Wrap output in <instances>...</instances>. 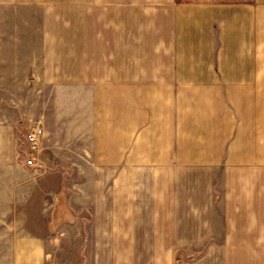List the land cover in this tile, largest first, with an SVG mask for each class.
Masks as SVG:
<instances>
[{"label":"crops","instance_id":"0c3cea01","mask_svg":"<svg viewBox=\"0 0 264 264\" xmlns=\"http://www.w3.org/2000/svg\"><path fill=\"white\" fill-rule=\"evenodd\" d=\"M34 125L47 171L101 172L107 264H264V0H0V264L48 260Z\"/></svg>","mask_w":264,"mask_h":264},{"label":"rangeland","instance_id":"374dc122","mask_svg":"<svg viewBox=\"0 0 264 264\" xmlns=\"http://www.w3.org/2000/svg\"><path fill=\"white\" fill-rule=\"evenodd\" d=\"M42 152L36 158V166L28 167L32 176L27 202L16 205V213L22 212L24 216L20 220L22 225L33 236L46 240V264H107V252L94 251L92 240L95 216L99 214L97 220L100 221V215L106 213L101 208L104 204L92 202L94 194L101 190L94 187L95 177L101 172L66 169L47 171L43 164L47 157L42 156ZM56 160L68 166L70 160L66 148L61 149ZM56 216L64 220L59 223L56 231L49 230L53 222L60 220ZM68 216L73 219V223L68 222ZM103 222L107 223L106 219Z\"/></svg>","mask_w":264,"mask_h":264},{"label":"built area","instance_id":"2783aa9c","mask_svg":"<svg viewBox=\"0 0 264 264\" xmlns=\"http://www.w3.org/2000/svg\"><path fill=\"white\" fill-rule=\"evenodd\" d=\"M43 129L39 125H34L26 132L27 151L24 156V164L27 167L36 166V158L41 152Z\"/></svg>","mask_w":264,"mask_h":264}]
</instances>
